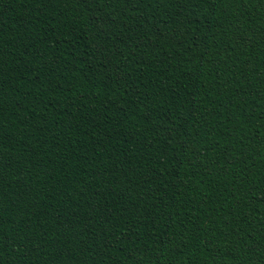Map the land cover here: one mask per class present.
<instances>
[{
  "label": "trees",
  "instance_id": "trees-1",
  "mask_svg": "<svg viewBox=\"0 0 264 264\" xmlns=\"http://www.w3.org/2000/svg\"><path fill=\"white\" fill-rule=\"evenodd\" d=\"M0 264H264V0H0Z\"/></svg>",
  "mask_w": 264,
  "mask_h": 264
}]
</instances>
